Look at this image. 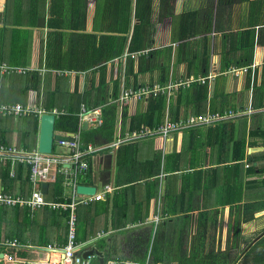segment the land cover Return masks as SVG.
<instances>
[{"label": "crops", "instance_id": "crops-1", "mask_svg": "<svg viewBox=\"0 0 264 264\" xmlns=\"http://www.w3.org/2000/svg\"><path fill=\"white\" fill-rule=\"evenodd\" d=\"M221 2L222 5H220V0H175L174 16L198 11L199 14L195 19L199 24V29L207 30L209 25L212 27L209 32L200 33L189 40L173 42V19L172 17L161 19L160 0H154L152 22L155 29L152 35L151 51H156L157 54L151 58L146 56V67L151 63L156 64L157 67H170V84L165 88L158 84L160 69L147 72L143 76L140 75L138 84L134 78L128 81L126 54L120 59L108 63L107 81L114 89L115 72L120 73V95L124 88L137 89L140 86L150 88L151 85H154L152 89L158 87L167 90L170 86L191 82L188 87H178L170 96L168 91H165L168 105L180 89L190 90L191 85L195 83L203 86L209 85L210 98L206 114L232 113L234 115V117L212 126L222 123H226L228 126L234 125L233 134L246 137L247 154L249 156L258 155L264 153L263 134L259 135L264 132V107L257 108L262 100L259 95L254 97L253 94L254 87L261 85L264 73V0H221ZM96 6L97 0H89L87 4L77 2L73 5L70 3L59 4L54 0H0V65L6 63L30 69L25 75H18V73L0 75V82L4 80L3 78L6 80L14 76H28L33 72H39L43 80V89L44 80L50 73L52 78H65L70 93H74L78 89V92L83 94L89 85V73L100 67L83 70L66 69V66L69 64V55L85 56L86 44L84 42L71 46V41H78V35H94L97 37V44L99 43L103 33L95 29ZM75 11L78 15L76 18L71 15ZM218 22L223 28V32L216 30ZM230 25L233 27L234 35L247 31L249 26H255L253 27V32H255L254 49L245 53L239 51L231 57L235 63L241 62L240 58L243 54L244 56L252 55L253 60L248 66L242 67L235 64L229 71L223 72L222 67H228V64L232 62L226 55L227 49L231 47L230 41L226 38V34L229 33L226 32V28ZM132 32L133 27L130 35ZM56 34L63 35L61 49L56 52L50 62L54 67H64V69L47 68V42L50 38L52 41L59 39L55 36ZM207 38L209 40L206 41ZM83 40L85 39H81V41ZM186 42H190V44L184 46ZM135 58H137L136 73H138L140 60L139 57ZM238 58L239 61H237ZM117 63H122V67H117ZM188 67H195L192 69L194 75L190 79ZM204 67H209L208 78L205 76L208 70ZM242 68H247L248 71L245 75L236 76L233 70ZM58 72L64 73V75H58ZM249 76H251V83L248 81ZM211 77L215 78L210 80ZM99 79L100 72L98 81ZM202 79H207V83L201 84L199 81ZM30 95V102L34 106L39 99L36 108L44 107L52 110L44 105L43 91L40 97L38 93ZM135 101L133 99L128 102L126 126L129 127ZM18 104L24 105L22 103L14 105ZM126 104H120L119 99L111 96L109 102L101 107L104 108L105 117L108 119L107 111L112 105H117L118 124L121 118L123 123ZM188 105L190 104L188 103ZM145 107L146 104H143L142 109L144 110ZM189 109V114L194 112L192 107ZM189 116L196 115H187L186 117ZM186 117L181 116V118ZM212 126L200 127L195 130L207 131ZM237 126H239V130ZM101 129H86V139L87 135ZM195 130L185 131L181 134L175 133L167 140L154 139L136 143L137 148L133 149L138 150L137 160L132 161L134 165L129 168L120 169L116 165L118 150L114 154L104 152L97 156L92 171L94 188L101 192L107 184L113 186L114 192L107 196V198L110 197L111 208H113V199L114 202H123V204L128 202L129 205L127 214L123 210H111L110 223L108 224L105 221L106 215L97 213L99 223L94 228L98 231L99 238H106L105 240L117 249L118 261H124L121 259L134 260L138 257L140 250L138 236L152 229L154 219L152 215L156 198L154 183L159 182V193L162 190L164 192L165 188L166 172L156 176L158 159L160 158L164 165L168 155L184 151L181 159L170 163V167L174 169L183 167L184 173L177 172L175 174L177 180L172 184V188L174 187L171 188L172 192L168 193L171 197L169 205L175 215L167 217L159 226L157 244L160 257H164V260L171 264H264V257L257 255L260 248L264 247V244L259 245L264 240V176H261L260 173H247V165L241 169V167H237L238 164L231 161L232 142L229 143L228 149L221 156L216 151L208 154L205 148L206 144L213 146L217 138L214 134L200 138V134ZM251 130L252 133L257 134V137L250 136ZM18 137L17 133L14 143H17ZM90 142L99 146L110 143L102 134H96L93 141ZM188 149L189 151L186 152ZM189 165L195 167V170L189 169ZM262 166H264V161L256 163L257 172ZM133 175L145 176L135 189L129 187L131 189L126 192L128 187L117 186L118 176L122 181H127ZM181 184H183L182 190ZM121 192L124 193L121 194ZM176 194L178 197L173 199ZM163 201L165 202L164 199ZM102 203L98 205L103 206ZM139 204H145V210H138ZM148 206L149 208H147ZM147 210H149V218L142 222L137 221V218L146 215ZM95 242L94 239H91L89 242L81 244L80 253L84 254L86 251L94 249ZM251 249H254L252 254L250 253ZM53 250L47 247L45 248L46 253L34 255L36 259L33 260H59V252ZM101 252L104 253L106 263L114 261L105 250ZM96 259L99 260V264H102L98 257L95 258V263H97Z\"/></svg>", "mask_w": 264, "mask_h": 264}, {"label": "trees", "instance_id": "trees-1", "mask_svg": "<svg viewBox=\"0 0 264 264\" xmlns=\"http://www.w3.org/2000/svg\"><path fill=\"white\" fill-rule=\"evenodd\" d=\"M61 3H70V5L76 4L77 2L88 3L89 0H54ZM153 3L154 0H97L96 6V16H95V29L100 30L103 34L97 44V37L94 35H78V41H71V46L79 45L81 42L86 44L85 56L78 57L76 55H69L68 57V66L70 69H83L91 67H100L98 70H94L89 73L88 87L83 94L78 92V89L74 93L68 91V82L64 78H52V76L47 75L44 80V87L42 89L43 80L39 72H33L28 76H14L9 79L3 78L4 80L0 82V104L3 105H14L17 103H22L27 107L36 108L39 104V99L37 104L34 106L30 102L31 93H38L39 97L44 92V105L49 108H60L66 109L69 112V115L61 116L56 123L57 129H62L66 131H76L79 124V118L77 113L80 111V107L83 104H87L91 108L101 107L106 105L109 102L111 96L115 99L120 97V86L121 80L119 78L120 73L116 71L115 76V88L112 89L111 85L108 83V63L114 62L117 59L126 54L127 57V77L128 81H131V78L136 80L138 84L139 76L145 75L147 72H153L155 69H160V78L158 84L165 88L170 84V67H157L156 64H148L146 67V56L155 57L157 52L151 51V41L152 35L155 29V25L152 22L153 17ZM175 0H160V17L161 19L172 17L173 19V29H172V39L173 42H181L189 40L198 36L200 33L209 32L212 25H209L207 30H200L199 24L196 22L195 17L199 14L198 11L191 13H184L179 16H174ZM220 5L222 2L220 0ZM219 11V15H220ZM74 18L78 17L77 12L71 14ZM86 16V14H85ZM69 17V16H68ZM134 23V24H133ZM133 25V26H132ZM133 27V32L132 31ZM253 27L249 26L247 31L234 35L233 27L230 25L226 28V38L231 43V47L228 48L226 55L230 58L228 67H222V71H229L235 64L237 66H248L253 60V56H242L240 58V63H235V60H232L231 57L234 54H237L239 51L244 53L250 49H254L255 46V32H253ZM216 30L218 32H223V28L220 23L216 24ZM56 40H51L47 42V68L49 69H64V67H54L51 64V59L54 57L56 52H59L62 44L63 35L56 34ZM81 39H85L81 41ZM209 40L208 38L206 41ZM74 44V45H72ZM190 42L184 43V46H188ZM182 45V44H181ZM208 46L206 45V48ZM140 60V69L136 73V62L137 58ZM226 56V58H227ZM239 61V58L237 59ZM72 62V63H71ZM150 62V61H149ZM100 64V65H99ZM115 65V63H114ZM117 67H122V63H117ZM195 67H188V75L191 78L194 75ZM208 71L205 73V76L209 75V67H204ZM100 72V79L98 81V75ZM250 73V71H249ZM249 83H251V76H249ZM154 85H151L150 89ZM130 87V82H129ZM128 87V88H129ZM137 88V87H136ZM42 90V91H41ZM254 97L258 95L261 97L262 103L257 108L264 107V73L263 80L259 87H254ZM263 96V97H262ZM210 98V87L209 85L203 86L199 83L191 85L190 90L180 89L179 93L175 98L170 100L168 105L167 94L159 93L157 96H148L144 101H135L133 106V113L130 116V129L137 130L143 127H156L165 121V116L167 111L170 114L172 121L177 122L181 116L186 117L187 115H196L200 116L207 113V103ZM189 101V102H188ZM188 103L191 105H188ZM143 104H146L145 109H142ZM190 107L194 112H190ZM184 109V112H183ZM188 110V111H185ZM117 112L118 106L112 105L107 111L109 118L106 119L104 128L99 131L93 132L90 135H87L88 141H93L96 134H102L107 142H112L115 137V128L117 126ZM128 113V102L124 110V119L123 124L126 126V119ZM203 129V128H202ZM235 126H228L226 123L219 124L217 126H212L204 130H195L200 134V138H206L209 134H214L217 138L213 146L206 144V151L208 154H212L214 151L218 152L221 156L228 149L230 142L233 143L232 146V160L234 164H238L237 167L243 169L248 166L247 173H260L261 176H264V166L259 168L257 172L256 163L264 161V153L258 155L249 156L247 154V142L246 137H240L233 134ZM239 130V126H237ZM39 132L38 119L35 117H29L26 119H21L17 121L13 117H2L0 119V141L8 144L9 146H16L18 148H25L29 151H33L37 147ZM18 133V141L14 143L15 135ZM264 138V132L260 133ZM251 137H257L256 133L250 131ZM136 144L120 147L117 151V162L116 165L120 168H129L131 165H134L132 161L137 160L138 150ZM138 145V144H137ZM186 150V152H188ZM185 152V153H186ZM184 151L173 152L172 154L166 157V161L163 165V161L159 158L158 160V169L156 171V176L165 171V188H164V205H163V216L166 218L174 216L175 213L172 211V207L169 205L171 197L168 193L172 192V184L177 180L175 175L177 172L184 173L183 167H178L174 169L170 167V163H173L175 160L182 158ZM160 157V156H159ZM228 159V158H227ZM225 160V158H223ZM190 166V165H189ZM191 170H195V167H189ZM25 166H18L14 176H11V167L10 165H0V178L3 180L6 190L15 194L18 184L22 188L23 194H28L31 191V183L27 177V171ZM163 170V171H162ZM93 172L91 177L85 182L87 186H93ZM160 175V176H161ZM169 175V176H168ZM168 176V177H167ZM182 176H184L182 174ZM144 175H133L127 181H122L120 176L117 177V186L118 187H128L126 192H128L133 187L134 189L139 186V182L144 178ZM167 178V186H166ZM264 178V177H263ZM264 180V179H263ZM156 198L155 206L153 208L152 218L157 216V201L159 193V182L154 183ZM52 191L49 196L50 200H55L57 196L62 193V188L57 182H51ZM172 188V189H171ZM183 189V184H181V190ZM124 192H121V194ZM178 194L174 196L173 199L177 198ZM117 201V199H115ZM103 202V203H102ZM92 204L90 206H78L77 208V242L78 243H87L91 239H94L96 242L93 244L94 249L98 251L105 250L107 255L110 256L112 260H118L117 249L111 246L110 242L106 241V238H99L98 231L94 228L99 223L98 214L106 215V223H110V213L113 211H121L127 214V209L129 207L123 202L118 203L112 201L113 208H111L110 197L106 200ZM104 204L99 206L98 204ZM142 207V208H140ZM144 208V209H143ZM149 208V206L147 207ZM103 209V210H102ZM138 210H145V204H139L137 207ZM256 211V210H255ZM98 213V214H97ZM144 217L137 218V221H144L146 218H149V210L146 211ZM104 215V216H105ZM165 218V219H166ZM164 221V220H163ZM162 221V222H163ZM67 222L68 214L59 213L56 211H51L49 209H44L40 213H30L27 210L23 209H0V255H13L17 260H33L34 255H39L41 253H46L45 248L49 245L57 243V245H64L67 238ZM162 224V223H161ZM160 224V225H161ZM125 226V224H124ZM107 228V227H105ZM160 227L158 226V229ZM152 229L154 226L152 224ZM146 231L145 234H140L138 236V246L140 247L138 257L130 261L143 262L148 255L151 246V240L154 235L153 232ZM158 229L156 232V238L154 245L152 247V252L150 256L149 264H171L164 260V257H160V252L157 244L158 240ZM90 230V231H89ZM106 230V229H105ZM17 240L23 245H32L33 248H15L10 249L1 246L5 241ZM264 244V240L259 243V245ZM254 249L250 250L252 254ZM260 257H264V247L260 248L259 253L257 254ZM124 261H129L126 259H121ZM96 264H99V260L96 259ZM0 264H7L2 262ZM107 264V263H106Z\"/></svg>", "mask_w": 264, "mask_h": 264}, {"label": "built area", "instance_id": "built-area-1", "mask_svg": "<svg viewBox=\"0 0 264 264\" xmlns=\"http://www.w3.org/2000/svg\"><path fill=\"white\" fill-rule=\"evenodd\" d=\"M136 55H133L135 57ZM30 69L15 67L6 63L0 65V75H25ZM236 76L245 75L247 68L234 69ZM58 75L64 73L58 72ZM215 77H211L213 80ZM207 79L199 82L206 84ZM191 83V82H190ZM190 83L170 86L167 90L158 87L150 89L149 87L140 86L137 89L124 88L121 92L119 103L124 105L131 100L143 101L148 96H157L159 93L168 91L169 96L178 87H188ZM55 117V127L53 134V148L50 153H43L37 149L29 151L25 148L9 146L0 141V165H10L11 176H14L18 166H25L28 180L31 183V191L23 194L20 184L13 195L9 193L0 178V209H23L30 213H40L44 209L68 214L67 238L64 245H49V249L58 251L59 260H17L12 254H4L1 262L7 264H96L95 256L83 257L80 253L81 243L77 242V208L78 206H90L92 204L106 200L107 196L114 192L113 186H105L101 192L96 191L94 195H81L78 193L80 186H87L85 182L91 177L93 166L98 155L109 152L110 154L123 146L136 144L145 140L169 139L173 134H181L185 131L195 130L200 127H208L220 122L226 121L234 115L230 114H205L200 116H189L181 118L177 122L172 121L167 112L165 121L156 127H143L137 130H131L129 126H124L122 118L119 120L114 140L102 146L90 142L85 137L86 125L88 129L103 128L106 123V117L103 107L91 108L87 104L80 107L77 113L79 124L76 131H66L57 129L56 123L61 116L69 115L66 109L53 108L48 110L44 107L34 108L24 105H3L0 104V119L2 117H13L16 120L35 117L38 119L39 128L41 119L44 116ZM122 117V116H121ZM48 182V192H43V183ZM51 182H57L62 188V193L55 200H50L49 196L52 191ZM94 187V186H87ZM164 199L163 190L159 193L158 214L154 217L152 224L153 238L151 240L150 250L144 263L138 261H118L114 260L107 264H149L152 247L155 242L158 226L165 220L166 216L162 214V204ZM1 246L10 249L33 248L32 245H23L17 240L5 241Z\"/></svg>", "mask_w": 264, "mask_h": 264}, {"label": "water", "instance_id": "water-1", "mask_svg": "<svg viewBox=\"0 0 264 264\" xmlns=\"http://www.w3.org/2000/svg\"><path fill=\"white\" fill-rule=\"evenodd\" d=\"M54 127H55V117L53 115L51 116H44L41 119L40 124V133H39V144H38V150L43 153H50L53 148V134H54ZM86 128L88 129L89 126L86 125ZM49 184L48 182L43 183V192H48ZM78 193L81 195H94L96 193V189L94 187H87V186H80L78 188ZM88 256H95L98 257L102 264H106L104 253L101 251H98L96 249H92L89 251H86L83 254L84 258H87ZM4 258V253L0 255V262L1 259Z\"/></svg>", "mask_w": 264, "mask_h": 264}, {"label": "clouds", "instance_id": "clouds-1", "mask_svg": "<svg viewBox=\"0 0 264 264\" xmlns=\"http://www.w3.org/2000/svg\"><path fill=\"white\" fill-rule=\"evenodd\" d=\"M39 123V122H38Z\"/></svg>", "mask_w": 264, "mask_h": 264}]
</instances>
